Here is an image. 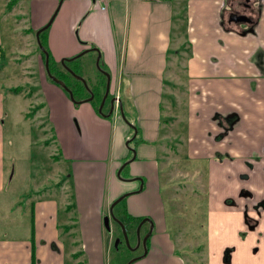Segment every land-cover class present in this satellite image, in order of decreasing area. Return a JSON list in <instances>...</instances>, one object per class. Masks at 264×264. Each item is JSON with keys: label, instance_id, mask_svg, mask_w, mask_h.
<instances>
[{"label": "crops", "instance_id": "obj_1", "mask_svg": "<svg viewBox=\"0 0 264 264\" xmlns=\"http://www.w3.org/2000/svg\"><path fill=\"white\" fill-rule=\"evenodd\" d=\"M35 1L0 0V64L5 58L2 46L4 31H8L11 39L15 40L23 30L28 38V32L34 33L49 20L52 13L49 5ZM255 1L259 3L260 11L253 31L245 33H242L241 25L227 22L230 12H240L239 0L67 1V6L77 13L76 19L69 23L68 31H76L83 45L75 47L74 51L77 52L79 48L84 50L89 45L99 49L103 64L110 70V76L113 75L115 93H119L120 97L122 93L124 95V100H120L125 114L128 118L134 115L141 132L144 143L137 147L135 155L139 160L136 163L133 161L131 174H141L143 171L139 169L153 161L155 151L149 142L156 141L161 135L160 99L165 86H168L166 84H170L165 72L173 59L171 55H178L179 50H185L182 53L188 56L185 61L186 83L183 86L186 92L182 108L185 111L183 126L187 134L188 159L207 161V187L212 191H216L222 182L220 173L222 178L229 175L235 179L224 181L228 187L223 192L226 196L238 189L253 193L256 199L264 195V173L259 170L260 166H264V160L257 163L252 158L254 154L261 155L264 145V81L253 60L255 55H264V0H254V5ZM25 2H29L26 8H20L18 12L19 5ZM73 2L80 5L72 9L70 4ZM23 20H26V24ZM16 21L23 24L17 25ZM64 27L60 29L63 33ZM46 43L49 46L52 44L50 35H46ZM34 51V55H40L39 49V53L36 49ZM262 58L264 60V56ZM11 62L12 59H9V67ZM9 70L0 71L1 75L8 76ZM250 81L255 83L253 89ZM240 106L244 107V117L233 136L216 143L206 139L207 131L215 134L218 127L203 122L205 118L214 112ZM78 119L80 127L73 119V123H65L63 133L61 127L54 126L62 159H74L72 177L75 213L62 218L63 224L57 225L53 202L50 199L36 201L30 214V235L19 240L0 239V264H32V253L34 264H63L61 247L64 240L56 238L61 226L67 231L66 236L74 234L77 237V241L70 237L69 242H75L79 252L84 254L85 261H77L79 263L76 264H103V254L110 247L111 240L103 231L102 209H107L112 201L133 186L126 187L115 177L121 161L128 156L124 141L131 129L120 117H112L110 123L105 122L110 128L105 136L101 130L103 127L96 124L91 111L86 110ZM128 121L133 123L132 119ZM74 140L81 143L79 150H73L71 142ZM212 155H220L222 160H215ZM247 162L258 167L255 173L248 176L245 175L249 174ZM152 164L157 179V164ZM238 173L245 175V178L239 181L236 176ZM209 202L214 213L209 218L213 226L208 235L211 238L207 241L212 236L223 234L218 229L224 224L220 212L230 211L236 216L241 212V209L235 211L220 207L219 200L213 197ZM128 212L132 215L144 214L134 205L133 208L127 207ZM158 213L161 221L156 229L158 227L159 231H163V205ZM226 218L230 219L231 216L227 215ZM258 230L264 232V221ZM207 245L210 252L208 264H216V258L211 256L212 245ZM232 249L234 252L235 248ZM171 255V241L167 233L163 232L152 237L149 252L133 264H184V261L172 259ZM255 264H264V250Z\"/></svg>", "mask_w": 264, "mask_h": 264}, {"label": "rangeland", "instance_id": "obj_2", "mask_svg": "<svg viewBox=\"0 0 264 264\" xmlns=\"http://www.w3.org/2000/svg\"><path fill=\"white\" fill-rule=\"evenodd\" d=\"M59 1L36 0L35 3L49 5L50 10H52L51 17ZM67 1H62L51 25L46 29V32H42L41 37L49 52L48 64L49 62L54 64L53 67L57 71L61 69L58 64L62 59L72 58L82 51L81 48L77 52L74 51L75 47H81L82 44L80 38H77L76 31H73V33L68 31L69 23L71 20L76 19L77 13L67 6ZM26 3L29 2L19 5L18 12L20 8L21 10L26 8ZM79 5L78 2H73L70 7L73 9V7L76 8ZM22 22L26 24V20ZM22 22L18 23L16 21L15 23L20 25L23 24ZM62 26H65L63 28L64 33L60 30ZM24 32L21 30L13 40L8 31H4L2 40L5 58L0 64V71L9 68L10 70L7 72L8 76H2L0 72V163L2 166V170H0V239L19 240L24 239L28 234L30 235V214L35 202L41 199H50L53 202L52 206L55 207V222L57 225L63 224L62 218L70 217L75 213L72 177L74 159L64 158L63 160L62 156L58 160L54 159L58 154L54 126L56 128L61 127V133H63L66 122L73 123V119H75L79 125L78 118L88 110L95 117L96 124L104 128H101V130L104 131L106 136L107 129L110 131V128L105 122L110 123L113 117L104 118L96 110L105 87L102 71L110 73L101 58L98 63L99 68L96 66V53L90 51L73 62L75 75L82 78L86 84V88L83 87L84 91H79L78 94L76 91L75 99L82 100L89 95V91L93 93L91 101L74 105L64 90L48 80L41 56L43 53L39 50L40 55H34L35 51L33 52V50L35 49L39 53V48L35 43L34 33L36 31L34 33L28 32L30 34L28 38H26ZM46 35H50V40H52L50 46L46 43ZM175 46L176 44H174ZM183 51L185 50H179L178 55H171L173 59L169 62L165 72V78L170 84H166L168 86H165L160 99L161 135L156 141L149 142L155 151L152 163L156 162L157 164V179L152 163L140 168L139 170L142 169L143 171L141 174H131V165L139 160L136 155L134 162L128 164L120 174L125 180L141 178L143 185L140 192L132 194L119 202V208H124L127 212V207L133 208L134 205L138 211L144 212V214H130L133 220L127 225L134 228L127 227L129 229L127 233L129 247L124 243L121 232L116 225L110 222V231L105 232V235L108 238L111 237L112 242L110 247L108 246L109 249L107 248L103 254V264H125L133 257L140 256L143 253L142 246L135 248L136 227L142 219L148 217L153 223V230L146 243L147 252L150 250L152 237L166 232L173 249L172 259L177 262L208 264L210 252L207 243L212 245L211 256L216 258V264H255L260 260L263 253L264 240L257 245L258 250L253 254L251 250L256 236L253 233H247L243 237L246 231L243 225L244 209L238 216H236V213L231 214L230 211L220 212L219 215L225 225L219 226L218 229L223 234L219 233L217 237L212 236V239L207 241L208 238H211L208 235L210 234V228L213 226L209 218L214 213L211 210L210 198L218 199L220 207L232 208L235 211L243 208L244 203L237 199L239 189L232 195L226 196L223 193L228 189L224 181H234V178L229 175H224L222 178V174L219 173L222 182L218 184L216 191H212L209 186L207 187L209 177V164L207 161L189 160L186 155L188 147L185 138L187 134L185 132L186 128L183 126L185 111L182 107L185 103L186 89H184L183 84L186 83L185 61L188 55L182 53ZM11 54L15 55L12 56ZM0 57H2V51H0ZM174 57H176L175 60ZM9 59L13 61L10 67ZM111 76L113 77L112 74ZM111 76L107 101L113 95L123 101V93L121 97L119 93H115ZM64 79L70 89L77 90V87L81 85L71 75ZM106 106L107 103L101 109L103 114L106 112ZM130 118L138 128L134 115L128 118L131 121ZM80 135L81 138L82 130ZM141 143L144 142L139 131L135 140L130 143L136 154L137 147ZM102 144L105 146L104 142ZM71 146L76 151L80 149L81 143L74 140L71 142ZM126 151L127 155L131 154L128 148ZM236 176L239 181L245 178L244 175H239V173ZM115 177L121 181L116 176V171ZM122 183H125L123 185L126 187L133 186L127 188V191H124L121 195L137 190L140 185L139 181L136 180L122 181ZM250 183L256 184L255 181H250ZM228 200L232 202L231 205H228ZM162 205L165 224L162 227L163 231H159L158 227L156 229V225L158 226L161 221L158 212H160ZM238 205L240 208H238ZM108 209L109 206L107 209H102L104 216L108 214ZM248 213L251 215V210ZM227 215L231 218L227 219ZM237 219L238 222H236ZM58 232L56 238L59 241L63 238L65 244H62L61 247L63 264L79 263L77 261L83 263L85 261L84 254L79 252V247L75 242H69L70 237L76 241L77 237L74 234L66 236L67 231L62 226L58 229ZM147 232L148 226L145 224L139 229L140 239L146 236ZM221 241L223 242L221 243ZM232 247L235 248V251L232 252L229 263L224 261L223 263V253L230 251ZM73 254L79 255L74 258Z\"/></svg>", "mask_w": 264, "mask_h": 264}, {"label": "flooded vegetation", "instance_id": "obj_3", "mask_svg": "<svg viewBox=\"0 0 264 264\" xmlns=\"http://www.w3.org/2000/svg\"><path fill=\"white\" fill-rule=\"evenodd\" d=\"M255 3H256V5H254V0H239L238 7H240V9H241V10H239L240 12H238V13H236L234 11L230 12L229 15H228V18H227V22L228 23H233L234 22L235 24L241 25L242 26V33L253 31L252 27H254V25L256 23L257 16H258L259 11H260V7L258 5L259 3L257 1H255ZM238 17H244L246 20H244V21H242V20L235 21L234 19L238 18ZM44 31H46V30H44ZM40 34H39V36H40ZM90 48H96V47L94 45H91V46L89 45L87 48H84V50L90 49ZM93 53H95V52H93ZM263 56L264 55H255L253 57V60L256 63L255 66L258 67L257 70H259V76H261L263 78V81H264V60L262 58ZM65 64L67 66V63H65ZM43 66H44V64H43ZM62 68H64V67L62 66ZM104 76H102V79L105 81V87H104V92H103V95H102V97L100 99L99 105L101 104L102 99H103V97L105 95V92H106V78ZM250 82L252 84L251 89H253L255 83H254V81H250ZM109 83H110V81H109ZM83 89H84L83 85L82 84L79 85L77 87V94L79 93V91H82ZM92 95H93V93H92ZM107 95H108V93L105 95V99H104V102L102 104V108H104L106 103H107L106 110H105L106 112L105 113L108 112L110 107H113L111 116H113L115 113L118 114L119 103L121 102V100L113 95V97L109 98L108 101H107ZM89 96H90V94L87 95L86 98H88ZM92 99H93V97H92ZM243 108H244L243 106H240V107H236V109H232V110L231 109H226L223 112H214V114H212V115L208 116L207 118H205V120L203 122H207V124H212L214 126L216 125L218 127V130H217V132L215 134H211V133H209V131H207V133L205 134L206 139H209L213 143H216L218 141L225 140V138H227V137H229L231 135L233 136L235 129L239 127V123L242 122V120H243V117H244L243 116V113H244L243 112ZM131 124H133V123H131ZM58 146L59 145H57L58 154H57L56 157H54V159H57V160L60 159V156H61V152H59L60 149H59ZM214 154H217V153L215 152ZM212 156H213V159H215V160L221 158L220 155H216V156L212 155ZM252 158L257 163H259V161L261 159L264 160V145H263V148L261 149V155L254 154V155H252ZM220 160H222V159H220ZM246 166L248 168V173H249V174H245L247 176L255 173L257 171V169H258V167L255 168L249 162H247ZM259 170H260V172L264 173V166L263 167L260 166ZM237 199L239 201L241 200L244 203L243 208H240V206L238 205V208H240L241 211L244 209V212H243V225H244V228H245L246 231H245V234H243V237H245L247 235V233H253L256 236V239L254 241V246L252 248V252L256 253L257 250H258L257 245L260 244V242L263 241V238H264V232H261V231L258 230L260 225H261V223H262V221H264V216H263V212H264V195L263 196H259V198L256 199V196L253 193L248 192V191H246L244 189H241V190H239ZM227 203H228V205L232 204V202L229 201V200H228ZM250 210H251V215L248 213V211H250ZM110 222L114 223L116 225V227L118 229H120L119 225L113 219H109V228H110ZM145 224L148 226V229H149L148 223L145 222L143 225H145ZM128 226L132 227L131 225H127V227ZM124 228H125V231H126V234H127L128 230L125 227V225H124ZM105 231L109 232L110 229H109V231H107L105 229ZM121 236H122V233H121ZM149 237L147 238L146 243H147ZM122 239H123V237H122ZM110 240L112 242L111 237H110ZM140 246H141V242H140L139 247ZM233 250L234 249H231L230 251H226L225 253H223V260L224 259L226 260V258H228V257L230 258Z\"/></svg>", "mask_w": 264, "mask_h": 264}, {"label": "water", "instance_id": "obj_4", "mask_svg": "<svg viewBox=\"0 0 264 264\" xmlns=\"http://www.w3.org/2000/svg\"><path fill=\"white\" fill-rule=\"evenodd\" d=\"M63 0H60L54 13L52 14V16L50 17V19L47 21V23L39 28L36 32H35V38H36V43H37V46L39 48V50L43 53V56H44V69H45V73H46V76L52 81L54 82L56 85H58L62 90H64L67 94V96L69 97L70 101L74 104V105H78V104H81V103H86V102H89L92 100V93L89 91V94L90 96L88 98H85V99H82V100H78V99H75L73 93H72V90L65 84L64 81L56 78L55 76L51 75L49 69H48V53L45 51V49L43 48V46L41 45L40 41H39V34L41 32H43L44 30H46L51 22L53 21V18L55 17L56 15V12L57 10L59 9L61 3H62ZM235 21H244L246 20L244 17H238V18H235L234 19ZM95 52L97 54L96 56V59H95V63H96V66L99 68V59L101 57L100 55V51L99 49L97 48H90V49H86V50H83L81 51L80 53H78L77 55L73 56L72 58H68V59H62L60 61L61 65L64 67V69L72 76L74 77L76 80H78L82 85L83 87L86 88V84L84 82V80L80 77H78L77 75H75V73L66 66L65 63H68V62H71L73 60H76L78 59L79 57L83 56L84 54L88 53V52ZM102 73L105 75V78H106V92H105V95L108 93V89H109V81H110V75L108 72L106 71H102ZM105 95L102 99V102L101 104L98 106V108L96 109L98 111L99 114H101L102 117L104 118H108L112 115V110H113V107H110V109L108 110L107 113H102L101 109H102V104L104 102V99H105ZM118 114H119V117L120 119L126 123L129 128L132 130V135L130 137H128L125 141H124V144H125V147H127L130 151H131V156L125 160L124 162H122L120 164V166L117 168L116 170V176L123 182H127V181H139L140 185H139V188L135 191H129V192H126L124 193L123 195H120L118 198H116L114 201H112L110 203V206H109V209H108V214L106 216L103 217V226L104 228L109 231V219H113L118 225H119V228H120V231L122 233V237H123V240H124V243L129 247V243H128V239H127V234H126V231H125V228H124V225L123 223L114 215L113 213V208L119 203L121 202L124 198L132 195V194H135V193H138L141 191L142 189V185H143V182H142V179L141 178H133V179H123L121 177V171L125 168V166H127L128 164H130L131 162L134 161L135 159V149L132 148L130 146V143L135 139L136 137V134H137V130H136V127L131 124V122H129L125 115H124V112H123V108H122V105H121V102L119 103V108H118ZM148 223L149 225V229H148V232L146 234V236H144L142 239H140L139 237V229L140 227L144 224V223ZM136 245H135V248L139 247L140 245V242H141V246L143 247V253L140 255V256H136V257H133L131 260H129L128 262H126L125 264H132L133 262L143 258L146 253H147V247H146V240L147 238L150 236V234L152 233V230H153V223L151 221L150 218H145V219H142L140 221V223L137 225L136 227ZM229 257L226 258V260L224 259L223 261L226 262V263H229Z\"/></svg>", "mask_w": 264, "mask_h": 264}, {"label": "trees", "instance_id": "obj_5", "mask_svg": "<svg viewBox=\"0 0 264 264\" xmlns=\"http://www.w3.org/2000/svg\"><path fill=\"white\" fill-rule=\"evenodd\" d=\"M44 32H46V31H44ZM40 43H41V45L43 46V48L48 52V50H47V48L45 47V42L44 41H42V39H41V37H42V33L40 34ZM48 54H49V52H48ZM41 56H42V60H43V62H44V56H43V54H41ZM50 61V60H49ZM75 60H73V61H71V62H68L67 63V67L68 68H70L73 72H75L74 71V69H75V67H74V65H73V62H74ZM56 63V62H55ZM49 71H50V73L53 75V76H55L56 78H58V79H60V80H62V81H64L65 82V84L69 87V85L67 84V82L65 81V77H67V76H69L70 77V74L64 69V68H62V65H61V63H59L58 65L59 66H61V69H60V71H57V69H55V67H53V65L54 64H51L50 62H49ZM109 73V72H108ZM110 75V74H109ZM48 78V77H47ZM48 80H50L49 78H48ZM52 82V81H51ZM70 88V87H69ZM71 90H72V92H73V94L75 95L76 94V89H72L71 88ZM123 108V107H122ZM124 112V111H123ZM124 115H125V117H126V119L127 120H129L128 119V117H127V115L124 113ZM134 125V124H133ZM135 126V125H134ZM136 127V126H135ZM53 130V129H52ZM136 130H137V134H138V132H139V130H138V128L136 127ZM132 135V131L130 130V132H129V135H128V137H130ZM54 136H55V134H54ZM55 138H56V136H55ZM135 140V139H134ZM60 152V151H59ZM130 157V154H128V156L127 157H125L122 161H121V163L122 162H124L125 160H127L128 158ZM128 166V165H127ZM126 166V167H127ZM125 167V168H126ZM124 168V169H125ZM123 169V170H124ZM122 170V171H123ZM122 171H121V173H122ZM116 207H117V209H116ZM113 213L115 214V216L121 221V222H123V224L125 225V227L127 228V224H130L131 222H132V216L129 214V213H127L124 209H120L119 208V204H117L116 206H115V208L113 209ZM134 222V221H133ZM130 228H133V227H130ZM120 230V229H119ZM127 230H128V232H129V229L127 228ZM104 232H106L105 230H104ZM107 233V232H106ZM33 247V246H32ZM32 250V249H31ZM78 255L79 254H73L72 256L74 257V258H77L78 257ZM33 260H34V256H33V253H32V264H34L33 263Z\"/></svg>", "mask_w": 264, "mask_h": 264}, {"label": "built area", "instance_id": "obj_6", "mask_svg": "<svg viewBox=\"0 0 264 264\" xmlns=\"http://www.w3.org/2000/svg\"><path fill=\"white\" fill-rule=\"evenodd\" d=\"M101 8L104 9L103 7H101ZM117 98H118V97H117ZM113 117L118 118L119 115H118L117 113H115V114L113 115Z\"/></svg>", "mask_w": 264, "mask_h": 264}]
</instances>
